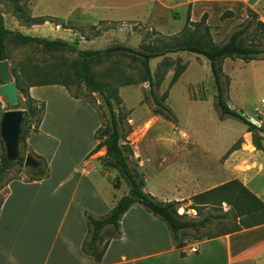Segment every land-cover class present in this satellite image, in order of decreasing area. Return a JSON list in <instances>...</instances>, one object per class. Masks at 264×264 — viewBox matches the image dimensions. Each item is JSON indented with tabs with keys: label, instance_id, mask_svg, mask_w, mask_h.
Wrapping results in <instances>:
<instances>
[{
	"label": "crops",
	"instance_id": "1",
	"mask_svg": "<svg viewBox=\"0 0 264 264\" xmlns=\"http://www.w3.org/2000/svg\"><path fill=\"white\" fill-rule=\"evenodd\" d=\"M239 1L264 21V0ZM167 2L170 0H30L32 16H50L66 24L46 21L32 27L41 32L34 36L48 37L49 33L53 39L71 44L76 34L73 26L99 29L102 24L109 25L97 38L102 40L115 31L110 25L150 19L149 13L152 16L157 9L168 6ZM135 8V15L128 16ZM223 69L230 77L229 96L235 89L239 103H244L241 91L256 94V116H250L264 125V59L246 62L228 57ZM29 93L44 101L46 107L38 132L32 133L27 142L47 159L50 175L33 181L12 179L2 188L0 264H264V223L211 238L188 235L186 244L177 248L166 224L140 204H134L124 214L122 235L110 242L101 262L85 254V210L104 214L123 196L115 192L106 196L96 183V168L93 171L90 167L100 160L92 151L98 142L94 133L101 122L88 102L72 97L63 85H33ZM0 100L3 101L1 96ZM238 121L235 126H241V132L221 147L214 139L204 145L195 140L203 149L175 157L171 166L162 158V188L153 181L148 183L152 178L147 176L145 190L162 201L193 204L192 196L238 179L264 202V149L256 148L247 125ZM126 186H120L127 189L125 194ZM179 209L184 210V206ZM191 210L196 218L202 217L194 206ZM194 245L199 250L192 253L189 248Z\"/></svg>",
	"mask_w": 264,
	"mask_h": 264
},
{
	"label": "rangeland",
	"instance_id": "2",
	"mask_svg": "<svg viewBox=\"0 0 264 264\" xmlns=\"http://www.w3.org/2000/svg\"><path fill=\"white\" fill-rule=\"evenodd\" d=\"M14 1L0 0V12L4 16L5 26L11 31L24 34L41 33L27 21L28 15L31 14L30 0L20 2L25 8L24 13L15 12L18 10V4ZM167 5L157 9L152 16L149 13L150 19L142 18L133 22L125 21L110 25L115 31L110 37L102 40L97 38L104 34L106 24L99 27V34L92 26H75L77 28L76 34L72 36V46L66 49L26 44L14 34H8L6 41L11 75L14 80L18 79L23 89L29 83L66 81L75 93L90 97L98 111L107 114L102 95L99 92L92 93L85 82L82 62L86 61L93 77L103 83L106 93L112 97L123 129L128 125L131 126L132 131L126 139L134 149L139 169L145 173L146 178L147 176L152 178L148 183L153 181V184L159 188H162L160 185L164 183L160 180L162 158L167 159L168 166H171L175 157L189 156L192 155L191 152L203 149L201 144H195V140L202 141L204 145L210 139H214L217 146L221 147L236 133L241 132V126H235L238 120L234 118L232 121H222L228 117H220V111L215 104L217 91L208 59L203 55L183 50L167 52L149 59L155 91L175 112L177 119L174 122L164 115L155 113L156 104L150 94L141 56L126 51H114L98 57H85L81 51L105 49L118 43L140 49L143 40L152 46L153 51H165L175 49L177 45L190 39L197 41L207 36L218 43H223L248 17L247 6L239 0H170ZM137 9L135 8L133 13L129 12L128 16H134ZM253 34L255 31L251 30L249 38ZM46 35L53 39L52 34L46 33ZM178 73L179 77L174 82ZM236 94L235 89L231 91L230 96L228 93L229 107L238 112L242 111L248 118L251 117L250 115L256 116L253 112L256 94L241 91L240 96L245 100L244 103H239ZM1 102V109L8 108L4 101ZM96 114L100 121L97 111ZM238 123L243 122L238 121ZM177 142L179 144H176ZM2 152L6 153V146L1 136L0 116V154ZM105 154L106 147L103 146L96 152V157L100 159ZM90 167L93 171L96 168L94 172L96 183L106 196L111 192L119 196L125 194L127 189L120 186L125 187L127 184L123 178H119L116 169L107 168L98 159L91 163ZM49 168L51 169L50 164ZM13 169L2 182L11 175L18 174L24 178L29 175L25 168L16 171L18 165ZM117 180L119 187L115 184ZM4 192V189H0L1 196ZM182 206L184 210L181 209V213L197 217V214L191 210L195 206L194 203L181 204L180 208ZM223 207L229 208L226 203ZM198 210L204 215L208 210L217 212L220 208L199 207ZM257 220L220 219L215 220L205 230L211 234L224 233L237 225Z\"/></svg>",
	"mask_w": 264,
	"mask_h": 264
},
{
	"label": "trees",
	"instance_id": "3",
	"mask_svg": "<svg viewBox=\"0 0 264 264\" xmlns=\"http://www.w3.org/2000/svg\"><path fill=\"white\" fill-rule=\"evenodd\" d=\"M15 1L14 2L18 4V10H15V12L17 13L20 11L24 13L25 8L23 5H20L22 0ZM247 11L248 17L243 21L241 26L231 32L229 38L223 43H218L214 41L212 37L207 36L197 41H192V39H190L181 45H177L175 49L155 52L152 50V46L143 40L140 44V49L118 43L105 49H88L81 51V53L85 54V57H98L109 52L126 51L141 56L147 73L146 80L149 82L150 94L156 104L154 111L174 122L177 119L175 112L169 105L164 103L163 98L155 91V82L151 74L149 59L167 52L180 50L205 56L210 62L211 72L214 78L217 91L215 104L220 111V117H232L246 124L247 130L252 134L253 144L258 149H264V137L262 135V133H264V125H257L236 109L229 107L228 89L230 77L223 69L224 60L228 57L241 58L246 62L264 59V21H262L258 14L250 7H247ZM27 21L32 25L51 21L66 26L64 21L50 16L34 17L32 14H29ZM92 27L96 28V26ZM73 28L76 29L77 27L73 26ZM107 29H109V26H105V30ZM96 30L97 34H99V30L97 28ZM251 30L255 31V34L249 38ZM8 34H14L23 43L39 45L46 48L66 49L72 46L70 43L60 38L50 39L43 36L24 34L19 31H11L5 26L4 16L0 12V60L8 59L6 43ZM82 66L87 86L92 93L99 92L102 95L107 107V114L99 112L94 101H92L90 97H84L75 93L70 84L66 81L29 83L23 89L16 78L15 81L19 88L21 107L24 110L19 138V154L13 161L7 157L5 152L0 154V189L6 186L12 179L24 178L18 174L11 175L2 182L3 179L14 170V166L18 165L16 171L25 168L24 161L27 155H32L38 161V165L32 168H25L29 173L28 177L25 178L26 181L40 180L50 175L47 159L36 153L27 142V138L32 133L38 132L46 107L44 101L37 100L30 95L29 88L33 85L60 84L68 90L72 97L88 102L97 111L101 125L94 133V137L98 142L92 153L97 152L101 147L105 146L106 154L104 157H100L102 164L107 168L116 169L119 178H123L128 186V192L124 194L108 212L104 214H97L90 210H85L84 212L87 234L82 243V250L85 254L92 256L96 262L99 263L102 261L110 242L113 239L121 237L122 217L134 204L142 205L146 211L166 224L171 233L173 243L177 248H181L186 244V236L188 235L195 239H201L203 237L211 238L264 223V202L238 179L230 180L192 196L195 205L194 208L199 215H202L198 212L199 207H205L206 209H211L212 207L220 208V211L217 212L208 210L200 218L188 217L187 214H181L179 212V201H162L146 191L145 173L139 169V163L136 160L134 149L126 139L127 135L132 131L131 126L128 125L126 129H123L120 115L115 109L112 97L106 93L103 83L93 77L86 61L82 62ZM178 77L179 73L175 76L174 82ZM2 83L4 82L0 77V84ZM1 108L2 102L0 100V116L2 119L3 112L7 109ZM118 183L117 180L115 182L117 187L119 186ZM2 203L3 196L0 195V207ZM224 203L229 206L227 210L223 207ZM243 218L244 220H258L248 224L237 225L234 229L224 233L211 234L207 233L205 230V228L211 226L215 220H242Z\"/></svg>",
	"mask_w": 264,
	"mask_h": 264
},
{
	"label": "water",
	"instance_id": "4",
	"mask_svg": "<svg viewBox=\"0 0 264 264\" xmlns=\"http://www.w3.org/2000/svg\"><path fill=\"white\" fill-rule=\"evenodd\" d=\"M10 69L11 66L8 59L0 60V77L4 82L0 84V96L9 107L3 112L1 119V136L5 142L6 155L13 161L19 154V138L24 110L21 107L18 85L13 79ZM240 113L243 114L242 111ZM249 119L259 125L258 121L251 117ZM37 165L38 161L32 155L26 156L24 161L25 168H32Z\"/></svg>",
	"mask_w": 264,
	"mask_h": 264
},
{
	"label": "built area",
	"instance_id": "5",
	"mask_svg": "<svg viewBox=\"0 0 264 264\" xmlns=\"http://www.w3.org/2000/svg\"><path fill=\"white\" fill-rule=\"evenodd\" d=\"M259 126H260V124H259ZM179 212L181 213L180 209H179ZM181 214H183V212ZM189 250H190V252L195 253V252H197L199 250V248H198V246L194 245V246H191L189 248Z\"/></svg>",
	"mask_w": 264,
	"mask_h": 264
}]
</instances>
